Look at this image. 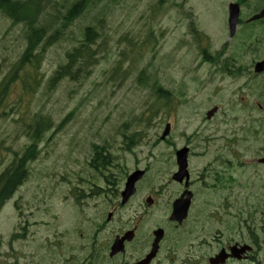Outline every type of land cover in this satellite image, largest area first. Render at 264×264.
Segmentation results:
<instances>
[{
  "label": "rangeland",
  "instance_id": "rangeland-1",
  "mask_svg": "<svg viewBox=\"0 0 264 264\" xmlns=\"http://www.w3.org/2000/svg\"><path fill=\"white\" fill-rule=\"evenodd\" d=\"M73 1L35 0L30 5L32 14L38 15L34 26L49 34L48 25L59 29L69 26L55 44L44 50H40L42 43L38 47L39 87L25 97L20 83L14 82L0 102V171L15 152L30 145L21 117L29 122L33 115L40 114L52 122L50 130L37 142V155L27 165L25 181L0 209V264H78L86 257L96 259L94 264H110L105 244L113 238L120 220H113L109 226L102 222L113 204L103 202L110 190L99 192L93 186L108 189L103 180L106 170L101 168L99 173L98 163L93 160V143H107L110 152L117 155L111 173L118 181L124 169L133 164L131 152L121 149L123 135L142 133L143 138L133 150L139 159L149 149L162 152V145L152 148L147 142L157 140L165 119L172 124L173 141L192 142L197 145L194 153L200 149L198 136H214L218 138L214 145L220 152L240 154V160L235 156V161L264 154V109L250 106L263 104L264 99L234 92L240 80L231 83L223 73L210 72L211 65L202 63L201 47L194 38L195 31L202 34L201 30L213 39L218 37L212 31L219 32L222 9L230 0H165L161 5H156L158 0H90L82 16L62 27V17ZM87 25L100 32L99 41L103 43L97 64L84 78L63 79L48 88V78L65 60L66 51L76 44L79 30ZM28 30L24 23L0 13V82L21 56ZM230 50L231 45L216 42L208 52L221 59ZM161 87L166 89V96L172 94V107H166V114L160 107L152 125L136 122L142 113L149 116L151 103L154 109L161 105ZM214 105L218 110L208 123L205 112ZM187 136L190 137L182 139ZM224 137L235 142L230 149L222 147ZM193 159L194 165L199 163L197 154ZM117 163L124 169H117ZM250 173L255 181L250 187L253 195L264 171L252 168ZM146 193V189L141 190L137 199ZM168 193L167 187L166 199ZM161 204L150 207L146 203H128L113 215L122 218L123 225L127 216L159 219L165 211ZM214 209L211 203H194L190 215L206 218L212 231ZM98 230L101 232L96 235ZM93 243L95 253L90 250Z\"/></svg>",
  "mask_w": 264,
  "mask_h": 264
},
{
  "label": "flooded vegetation",
  "instance_id": "flooded-vegetation-1",
  "mask_svg": "<svg viewBox=\"0 0 264 264\" xmlns=\"http://www.w3.org/2000/svg\"><path fill=\"white\" fill-rule=\"evenodd\" d=\"M231 5H236L238 9L233 34H230L228 21ZM224 7L218 34L221 44L231 45L230 54L226 58L217 59L203 50L206 60L202 63L210 64V72L223 73L231 83L240 80L233 88L234 92L242 91L244 95L264 99V69L255 70L256 64L264 60V17L251 20L264 9V0H230ZM194 38L198 43L206 41V36L198 31H195ZM222 48L224 46L221 45ZM255 105L260 110L264 109V103L256 102L250 106ZM243 106L248 107V104L244 103ZM213 118L204 120L210 123ZM224 138L225 141L221 138L224 142L222 147L230 149L235 142L231 141V145L230 141ZM198 139L200 149L195 153L193 149L197 145L192 142L178 145L177 142L171 141V137L148 141L152 148L162 145V152L147 150L141 159L132 150L134 142L130 150L133 164L129 169L122 167L124 179L118 181L116 176H112L108 182L103 176L108 189L93 184L99 192L110 190V196L103 202L113 205L102 221L104 226H109L113 220H120V226L115 228L113 238L105 244V254L110 264H211V258L217 255H223V262L217 264H264V207L258 208L264 206V177L258 183L259 189L253 195L250 194V187L255 182L250 169L264 171V162H258L264 158V154L261 153L252 159L246 157L243 162H238L234 157L240 160L239 153L218 150L214 145V140L218 138L198 136ZM184 146L188 148L186 169L182 178L176 180V151ZM195 154L199 161L196 165L193 164ZM136 170L142 171L141 177L134 183L133 194L124 201L122 191L126 179ZM167 187L169 193L166 199ZM143 189H146L147 193L137 199ZM181 194H188L190 207L194 203H211L212 208H215L212 211V231L206 225V218L199 219L188 215L181 223L169 218L172 204ZM128 203H146L150 207L162 203L165 211L159 219L149 215L127 216L123 225L122 218L113 213L118 207ZM157 229L162 231L155 235ZM100 232L98 230L95 234ZM123 237L121 249L111 253L115 240ZM94 244L90 248L93 253L96 252ZM95 261L93 257H86L78 264H94Z\"/></svg>",
  "mask_w": 264,
  "mask_h": 264
},
{
  "label": "trees",
  "instance_id": "trees-1",
  "mask_svg": "<svg viewBox=\"0 0 264 264\" xmlns=\"http://www.w3.org/2000/svg\"><path fill=\"white\" fill-rule=\"evenodd\" d=\"M35 0H0V13L8 17L16 23H25L28 30L26 38V47L20 59L15 61L9 72L3 77L0 82V102L4 100L8 87L14 82H19L21 85L22 96L32 94L39 87L41 82V74L39 72L40 57L35 55L38 44L44 43L43 49L48 45L54 44L56 39L60 38L69 26L65 23H70L83 15L86 11L90 0H75L66 10L62 17V27L51 30L49 34L42 27H36L38 15L32 14L30 5ZM40 1V0H38ZM165 0H158L156 5H161ZM101 22V21H100ZM79 37L76 44L71 47L65 54V60L58 64L48 78V88H54L61 80H78L88 76L93 66L98 62V53L103 46L99 41L100 32L93 26L87 25L79 30ZM160 89V88H158ZM17 104H20L19 102ZM20 120L24 123L26 129L24 133L32 136L33 143L22 152H15L11 162L0 171V209L5 202L11 198L16 189L22 184L27 176V164L36 157V143L40 139L43 132L48 129L51 120L47 116L40 114L33 115L31 121L27 122L22 117ZM60 126V125H59ZM58 126V127H59ZM93 160L98 163L97 169L105 168L109 163L110 155L106 152L105 146L93 144ZM96 166V165H94ZM103 174V173H102ZM110 174L106 175L109 181Z\"/></svg>",
  "mask_w": 264,
  "mask_h": 264
},
{
  "label": "water",
  "instance_id": "water-1",
  "mask_svg": "<svg viewBox=\"0 0 264 264\" xmlns=\"http://www.w3.org/2000/svg\"><path fill=\"white\" fill-rule=\"evenodd\" d=\"M237 16V8L236 6H231L230 9V15H229V24L232 30V27L234 25L235 19ZM257 16H264V10L260 13V15ZM215 109L211 110L208 115L212 114V112ZM169 131V126L166 125V131L163 133V135L167 134ZM264 160V159H263ZM177 161L179 164V169L178 172L176 173V177H182V174L184 173V169L186 166V161H185V150H182L180 153H177ZM140 177V172H135L133 173L131 176L128 177L127 182H126V187L125 190L122 192V196H123V200H125L130 194L133 193V186H134V182ZM188 198L184 199V198H180L178 199L174 204H173V209H172V213L170 215V219L171 220H177V221H181L183 218H185L186 216V212H187V208H188ZM121 242V240H120ZM116 247L112 248V252L114 253L118 250L119 246V242H117L116 240ZM213 261L215 262L216 259H213Z\"/></svg>",
  "mask_w": 264,
  "mask_h": 264
}]
</instances>
